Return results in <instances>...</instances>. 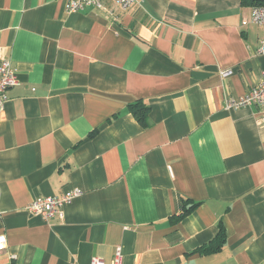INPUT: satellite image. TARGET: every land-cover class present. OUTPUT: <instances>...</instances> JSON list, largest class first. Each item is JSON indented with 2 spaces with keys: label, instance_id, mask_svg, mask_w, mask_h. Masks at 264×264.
Here are the masks:
<instances>
[{
  "label": "crops",
  "instance_id": "1",
  "mask_svg": "<svg viewBox=\"0 0 264 264\" xmlns=\"http://www.w3.org/2000/svg\"><path fill=\"white\" fill-rule=\"evenodd\" d=\"M103 3L0 0L18 79L0 106V264H108L116 246L123 264H264V122L225 107L264 74V25H242L240 0ZM74 189L63 218L26 211Z\"/></svg>",
  "mask_w": 264,
  "mask_h": 264
},
{
  "label": "built area",
  "instance_id": "2",
  "mask_svg": "<svg viewBox=\"0 0 264 264\" xmlns=\"http://www.w3.org/2000/svg\"><path fill=\"white\" fill-rule=\"evenodd\" d=\"M119 6L122 10L128 9L136 3V0H110ZM65 10L67 12H78L85 7H94L99 10L107 11L103 0H64ZM253 23L256 25H264V6H255L250 8L248 18L242 20V25ZM260 52L264 53V40L261 41ZM231 74V70L221 73L222 77ZM18 83L16 71L12 67L8 58L1 54L0 48V106L7 100V90ZM257 106L260 111L259 120L264 122V74L256 85L243 96L234 98L227 97L225 107L231 109H239L242 107ZM81 191L78 189L67 190L60 196L47 195L32 199L26 206V211L33 215L39 216L44 221H48L53 217L63 218L64 207L69 204L74 198L79 196ZM5 240L0 236V249L4 247ZM89 264H107L103 258L93 256ZM108 264H123V255L120 246H116L113 256Z\"/></svg>",
  "mask_w": 264,
  "mask_h": 264
},
{
  "label": "trees",
  "instance_id": "3",
  "mask_svg": "<svg viewBox=\"0 0 264 264\" xmlns=\"http://www.w3.org/2000/svg\"><path fill=\"white\" fill-rule=\"evenodd\" d=\"M240 5L243 7H255L264 6V0H240ZM129 110L136 119V121L142 126L147 125V118L149 113V108L141 103L140 101L129 104ZM193 207H187L184 205L182 211L178 214V217H182L191 211ZM225 243V234L221 226H219V231L216 236L207 244L198 248L200 254H211L221 249Z\"/></svg>",
  "mask_w": 264,
  "mask_h": 264
},
{
  "label": "rangeland",
  "instance_id": "4",
  "mask_svg": "<svg viewBox=\"0 0 264 264\" xmlns=\"http://www.w3.org/2000/svg\"><path fill=\"white\" fill-rule=\"evenodd\" d=\"M101 258V257H100ZM110 263V262H109Z\"/></svg>",
  "mask_w": 264,
  "mask_h": 264
}]
</instances>
